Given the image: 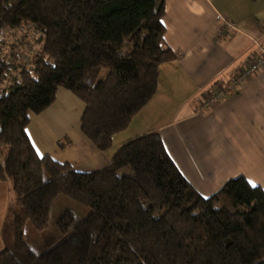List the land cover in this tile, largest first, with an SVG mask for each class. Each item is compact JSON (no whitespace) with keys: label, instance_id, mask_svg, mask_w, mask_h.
Returning <instances> with one entry per match:
<instances>
[{"label":"trees","instance_id":"obj_1","mask_svg":"<svg viewBox=\"0 0 264 264\" xmlns=\"http://www.w3.org/2000/svg\"><path fill=\"white\" fill-rule=\"evenodd\" d=\"M164 10L165 0H0V181L14 192L0 264H264V190L244 176L201 195L156 131L125 140L89 171L38 154L27 135L30 113L63 87L84 104L81 132L111 148L155 94L160 65L177 58ZM28 27L39 47L21 59ZM59 195L89 211L78 221L64 211L59 236L37 252L25 225L45 233Z\"/></svg>","mask_w":264,"mask_h":264},{"label":"crops","instance_id":"obj_2","mask_svg":"<svg viewBox=\"0 0 264 264\" xmlns=\"http://www.w3.org/2000/svg\"><path fill=\"white\" fill-rule=\"evenodd\" d=\"M227 22L232 26L223 28ZM162 24L164 41L177 58L160 65L155 94L113 136L111 148L99 150L81 132L84 104L59 87L54 102L30 117L26 132L34 149L89 171L106 166L125 140L156 131L201 195H212L239 175L264 190V66L205 106L216 85L227 84L253 51L264 48V0H165ZM57 112L74 119L62 124L59 116L38 125ZM42 133L53 137L50 143L57 149L51 147V137L43 145ZM11 188L9 181H0V250Z\"/></svg>","mask_w":264,"mask_h":264},{"label":"rangeland","instance_id":"obj_3","mask_svg":"<svg viewBox=\"0 0 264 264\" xmlns=\"http://www.w3.org/2000/svg\"><path fill=\"white\" fill-rule=\"evenodd\" d=\"M23 32H24V30H21L20 32L9 31L7 33H4V36L6 37V41L8 43H12L16 37H21L23 35ZM26 34H27L26 36H23L24 41H26V42H25V45L23 46V49H22L21 59H23V57H27V55H29L30 50L35 51L39 47V44L33 42L35 37L37 36V32H35L32 29V27L27 28ZM6 49H7V47H4V51ZM105 73L106 72L103 70L100 73L99 78L104 77ZM77 100L80 101L79 99H77ZM59 116L61 118L60 119L61 123L64 124V121L66 119L65 115L64 114L59 115V113L57 112L52 117L42 118L38 122V125L46 124L50 118H56V117L59 118ZM30 117H33L32 113H30ZM72 119H74L72 117V114H68L66 121L70 122ZM33 123L35 124V120ZM42 137L44 139L43 140V145H44L46 142H48V138L51 136H49V135L45 136V134L42 133ZM52 139H53V137L49 138V143H50V140H52ZM47 144H46V146H47ZM50 145H52V143H50ZM55 146H56V144H55ZM55 146L52 145L51 147L52 148L54 147V149H57ZM47 150H51V149L48 147ZM11 193H12V197H14V192L12 191V188H11ZM66 210H71L73 212L75 221L82 219L84 216H86V214L89 211V209L86 206H84V205H82V204H80L74 200H71L67 196H64V195L57 196L55 198V200L53 201V204H52L51 209H50L48 228H47L45 233H41V232L36 231L35 229L32 228V226L29 222L26 223L25 229H24V234H25V240L27 241V243L32 248H34L37 252H40V250L43 249L45 243L47 244V243H50V241L51 242L55 241L57 239V237L59 236V231L57 229L56 220Z\"/></svg>","mask_w":264,"mask_h":264},{"label":"built area","instance_id":"obj_4","mask_svg":"<svg viewBox=\"0 0 264 264\" xmlns=\"http://www.w3.org/2000/svg\"><path fill=\"white\" fill-rule=\"evenodd\" d=\"M230 23H226L223 28L231 27ZM258 44V43H257ZM264 66V48L256 49L246 59L244 64L238 69L234 76L227 84H218L215 86L210 96L206 98L205 106L213 102L223 99L228 92L237 89L245 83L252 75L258 73Z\"/></svg>","mask_w":264,"mask_h":264}]
</instances>
